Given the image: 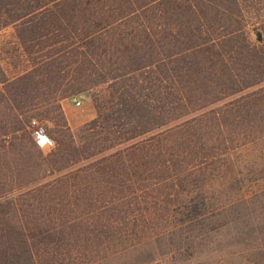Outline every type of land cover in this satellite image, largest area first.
Segmentation results:
<instances>
[{"label": "trees", "instance_id": "16d2710c", "mask_svg": "<svg viewBox=\"0 0 264 264\" xmlns=\"http://www.w3.org/2000/svg\"><path fill=\"white\" fill-rule=\"evenodd\" d=\"M248 1L0 0L30 62L0 68V136L25 131L41 152L32 107L88 93L96 111L35 164L0 143L20 155L0 156V264H103L160 234L152 210L208 206L196 195L264 136V20L252 39Z\"/></svg>", "mask_w": 264, "mask_h": 264}, {"label": "rangeland", "instance_id": "374dc122", "mask_svg": "<svg viewBox=\"0 0 264 264\" xmlns=\"http://www.w3.org/2000/svg\"><path fill=\"white\" fill-rule=\"evenodd\" d=\"M248 7L250 36L255 39L253 27L264 20V0H249ZM0 68L9 77L30 68L12 27L0 31ZM73 99L61 101L62 111L52 110V104L28 110L38 114L35 123L46 126L51 137L67 138L68 126L78 140L82 126L96 111L91 95L81 107H76ZM35 100L40 99L36 96ZM25 133L19 132L18 138L10 134V139L2 135L0 143H25L20 154L32 164L41 154L48 158L52 155L55 144L49 149L40 148L41 153ZM0 156L10 160L20 155L7 152ZM234 162L235 168L229 169L224 186L214 182L205 195H196L200 203L207 199L208 206L200 204L198 210H193L192 204L163 212L152 210L153 215L165 218L157 226L160 234L103 264H264V136L258 143H248L236 151Z\"/></svg>", "mask_w": 264, "mask_h": 264}, {"label": "built area", "instance_id": "2783aa9c", "mask_svg": "<svg viewBox=\"0 0 264 264\" xmlns=\"http://www.w3.org/2000/svg\"><path fill=\"white\" fill-rule=\"evenodd\" d=\"M88 97H89L88 93H82L79 95H75L73 102L76 107H81L84 104V102L88 99ZM32 135H33L36 145L39 148L49 149L54 146L55 142L50 136L47 130V127L44 125L34 122Z\"/></svg>", "mask_w": 264, "mask_h": 264}, {"label": "crops", "instance_id": "0c3cea01", "mask_svg": "<svg viewBox=\"0 0 264 264\" xmlns=\"http://www.w3.org/2000/svg\"><path fill=\"white\" fill-rule=\"evenodd\" d=\"M65 101V100H64Z\"/></svg>", "mask_w": 264, "mask_h": 264}]
</instances>
